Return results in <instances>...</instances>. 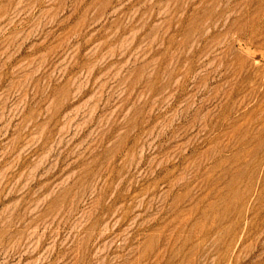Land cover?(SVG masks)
Segmentation results:
<instances>
[{
    "label": "rangeland",
    "instance_id": "1",
    "mask_svg": "<svg viewBox=\"0 0 264 264\" xmlns=\"http://www.w3.org/2000/svg\"><path fill=\"white\" fill-rule=\"evenodd\" d=\"M0 264H264V0H0Z\"/></svg>",
    "mask_w": 264,
    "mask_h": 264
}]
</instances>
